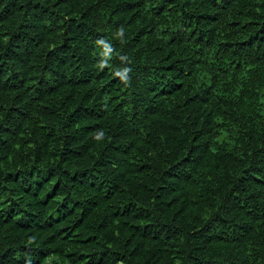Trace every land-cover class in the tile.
I'll return each mask as SVG.
<instances>
[{"label": "trees", "instance_id": "trees-1", "mask_svg": "<svg viewBox=\"0 0 264 264\" xmlns=\"http://www.w3.org/2000/svg\"><path fill=\"white\" fill-rule=\"evenodd\" d=\"M0 264H264V0H0Z\"/></svg>", "mask_w": 264, "mask_h": 264}]
</instances>
